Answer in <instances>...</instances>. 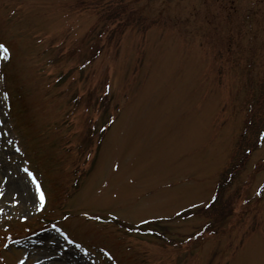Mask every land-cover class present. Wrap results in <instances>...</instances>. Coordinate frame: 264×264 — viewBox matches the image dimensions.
<instances>
[{"label": "rangeland", "instance_id": "1", "mask_svg": "<svg viewBox=\"0 0 264 264\" xmlns=\"http://www.w3.org/2000/svg\"><path fill=\"white\" fill-rule=\"evenodd\" d=\"M0 43V264H264V0H0Z\"/></svg>", "mask_w": 264, "mask_h": 264}, {"label": "snow or ice", "instance_id": "2", "mask_svg": "<svg viewBox=\"0 0 264 264\" xmlns=\"http://www.w3.org/2000/svg\"><path fill=\"white\" fill-rule=\"evenodd\" d=\"M0 49H3L4 52H8L9 51L8 47L5 44H3V43H0ZM261 134H264V133H261ZM117 167H118V165H117ZM37 183L39 184V182H37ZM40 199H41V201L44 200V194H43L42 191L40 193ZM85 215H88V213H85ZM96 219H100V217L97 216Z\"/></svg>", "mask_w": 264, "mask_h": 264}, {"label": "flooded vegetation", "instance_id": "3", "mask_svg": "<svg viewBox=\"0 0 264 264\" xmlns=\"http://www.w3.org/2000/svg\"><path fill=\"white\" fill-rule=\"evenodd\" d=\"M231 1H232V0H231ZM259 78H260V80H262V78H263V69L260 70Z\"/></svg>", "mask_w": 264, "mask_h": 264}]
</instances>
